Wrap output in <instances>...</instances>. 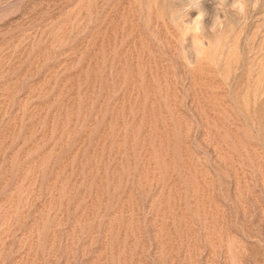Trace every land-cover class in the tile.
Returning <instances> with one entry per match:
<instances>
[{
  "label": "rangeland",
  "instance_id": "1",
  "mask_svg": "<svg viewBox=\"0 0 264 264\" xmlns=\"http://www.w3.org/2000/svg\"><path fill=\"white\" fill-rule=\"evenodd\" d=\"M0 264H264V0H0Z\"/></svg>",
  "mask_w": 264,
  "mask_h": 264
}]
</instances>
